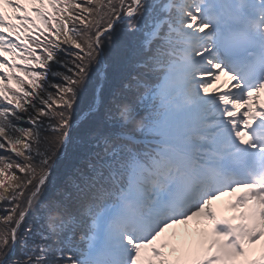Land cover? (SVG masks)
Wrapping results in <instances>:
<instances>
[{
  "label": "snow or ice",
  "instance_id": "6c2138e0",
  "mask_svg": "<svg viewBox=\"0 0 264 264\" xmlns=\"http://www.w3.org/2000/svg\"><path fill=\"white\" fill-rule=\"evenodd\" d=\"M0 264H264V0H0Z\"/></svg>",
  "mask_w": 264,
  "mask_h": 264
},
{
  "label": "trees",
  "instance_id": "16d2710c",
  "mask_svg": "<svg viewBox=\"0 0 264 264\" xmlns=\"http://www.w3.org/2000/svg\"><path fill=\"white\" fill-rule=\"evenodd\" d=\"M61 151L64 153V156L59 164V167L54 172L53 177L50 178V183L46 187L45 191L46 196L54 194L56 186L63 183L67 175L71 172L73 165L77 162L76 154L78 151V144L76 134L73 135L72 140L67 144L66 148L61 149ZM17 175L22 176V174L19 172H17ZM20 253L21 248L18 244L15 250V257H20Z\"/></svg>",
  "mask_w": 264,
  "mask_h": 264
}]
</instances>
